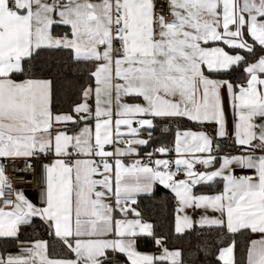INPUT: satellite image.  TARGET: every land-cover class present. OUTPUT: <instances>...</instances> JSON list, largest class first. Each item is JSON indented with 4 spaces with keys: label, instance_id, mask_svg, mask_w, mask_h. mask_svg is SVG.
Here are the masks:
<instances>
[{
    "label": "snow or ice",
    "instance_id": "6c2138e0",
    "mask_svg": "<svg viewBox=\"0 0 264 264\" xmlns=\"http://www.w3.org/2000/svg\"><path fill=\"white\" fill-rule=\"evenodd\" d=\"M0 264H264V0H0Z\"/></svg>",
    "mask_w": 264,
    "mask_h": 264
},
{
    "label": "built area",
    "instance_id": "2783aa9c",
    "mask_svg": "<svg viewBox=\"0 0 264 264\" xmlns=\"http://www.w3.org/2000/svg\"><path fill=\"white\" fill-rule=\"evenodd\" d=\"M23 167H24L23 162L17 161L15 164L9 166L8 175L17 186L22 187L28 194L34 193L35 201L39 202L40 189L37 183L38 172H39V161L36 164L37 175L33 176L31 180L27 179L31 175L29 172L21 171Z\"/></svg>",
    "mask_w": 264,
    "mask_h": 264
},
{
    "label": "trees",
    "instance_id": "16d2710c",
    "mask_svg": "<svg viewBox=\"0 0 264 264\" xmlns=\"http://www.w3.org/2000/svg\"><path fill=\"white\" fill-rule=\"evenodd\" d=\"M167 192L166 190H163V189H160L159 192H158V195L156 196V198L154 200H152L151 202L149 201H144L142 204H141V207H147V208H151L152 209V214L153 216L156 215L157 213V208L156 206L161 204L164 200L167 199ZM167 214V209H165V215ZM17 248L15 247H10L9 248V251H12V250H16ZM143 251H155L156 248L153 247L152 245H149L147 247H142Z\"/></svg>",
    "mask_w": 264,
    "mask_h": 264
},
{
    "label": "crops",
    "instance_id": "0c3cea01",
    "mask_svg": "<svg viewBox=\"0 0 264 264\" xmlns=\"http://www.w3.org/2000/svg\"><path fill=\"white\" fill-rule=\"evenodd\" d=\"M172 155L174 156V154H172ZM29 197L35 199L34 193H29ZM17 250H18V249H16V250H12V252H15V251H17ZM158 251H159V249L156 248L155 252H158Z\"/></svg>",
    "mask_w": 264,
    "mask_h": 264
}]
</instances>
